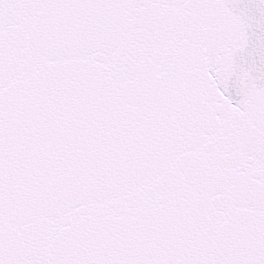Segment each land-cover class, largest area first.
<instances>
[{
  "label": "snow or ice",
  "instance_id": "obj_1",
  "mask_svg": "<svg viewBox=\"0 0 264 264\" xmlns=\"http://www.w3.org/2000/svg\"><path fill=\"white\" fill-rule=\"evenodd\" d=\"M0 264H264V0H0Z\"/></svg>",
  "mask_w": 264,
  "mask_h": 264
}]
</instances>
